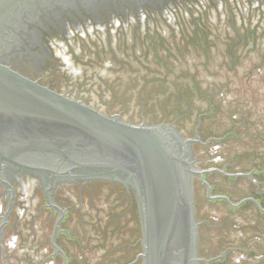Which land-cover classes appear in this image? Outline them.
Here are the masks:
<instances>
[{"label": "water", "instance_id": "1", "mask_svg": "<svg viewBox=\"0 0 264 264\" xmlns=\"http://www.w3.org/2000/svg\"><path fill=\"white\" fill-rule=\"evenodd\" d=\"M0 264H264V0H0Z\"/></svg>", "mask_w": 264, "mask_h": 264}, {"label": "flooded vegetation", "instance_id": "2", "mask_svg": "<svg viewBox=\"0 0 264 264\" xmlns=\"http://www.w3.org/2000/svg\"><path fill=\"white\" fill-rule=\"evenodd\" d=\"M54 249L56 250L57 248H56V244H55V246H54ZM58 250V249H57Z\"/></svg>", "mask_w": 264, "mask_h": 264}]
</instances>
